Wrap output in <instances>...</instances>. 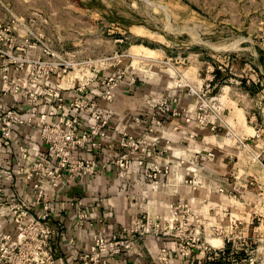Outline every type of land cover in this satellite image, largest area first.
<instances>
[{"label": "rangeland", "instance_id": "rangeland-1", "mask_svg": "<svg viewBox=\"0 0 264 264\" xmlns=\"http://www.w3.org/2000/svg\"><path fill=\"white\" fill-rule=\"evenodd\" d=\"M47 48L81 63L67 77L52 66L57 84L74 75L85 78L95 66L104 76L116 68L128 76L134 69L136 77L152 82L151 91L136 97L139 110L125 113L119 128L111 113L97 107L105 124L88 128L81 119L85 128L72 129L74 143L63 147L58 141L70 113H14L16 105H26L15 90L23 74L33 68L43 72L41 62L58 60ZM216 69L221 75L212 82ZM92 112L82 113L95 119ZM47 122L53 125L44 127ZM6 123L10 129L3 128ZM188 141H219L216 147L236 166L233 175L250 173L225 182L241 179L252 187L243 192L248 219L264 224V183L256 180V170L264 168L238 143L247 141L257 151L254 142L264 141V0H0V172L18 179L24 192L22 199L4 195L0 176V218L11 223L0 229V264H251L243 255L210 252L230 223L240 220L242 228L246 222L235 216L223 222L229 211L216 201L231 194L225 187L222 192L196 186L199 178L211 179L204 169L215 151L196 150L195 161ZM174 151L182 156L174 159ZM122 154L128 155L120 183L128 185L123 200L126 196L129 210H117L112 194L69 199L63 211L68 237L62 243L72 257L47 261L37 250L32 224L43 217L55 233V212L63 214L54 199L59 184L87 180L94 186L90 177L117 167ZM194 164L200 177L190 170ZM12 247L17 259L9 256Z\"/></svg>", "mask_w": 264, "mask_h": 264}, {"label": "built area", "instance_id": "built-area-1", "mask_svg": "<svg viewBox=\"0 0 264 264\" xmlns=\"http://www.w3.org/2000/svg\"><path fill=\"white\" fill-rule=\"evenodd\" d=\"M45 51L47 54L55 55L49 48H47ZM55 56L58 60L41 62V66L44 64L43 72H39L34 68L33 70H27L23 74L24 82L18 83L15 86V90H18L23 94V97L26 99V103L24 102L26 104L24 105V111H27L30 114L46 113L48 115H52L59 112H62V114L70 113L71 117H66L65 120V128L67 132H64L61 141H58L63 147H66L69 144L74 143V141H70L73 138V135L70 132L72 129L85 128L86 125L88 128L97 129L105 124V119H102L103 116H100V114H102L101 111L98 112L95 109L97 107H107L109 103L113 101L116 94H123L126 90H128L135 82L136 75L134 74V69H132L130 74L127 76L125 74L126 69L122 70L120 68H116L115 72L111 73L109 76H104L99 74L101 71L100 68L93 66V71L88 76H85V78L74 75L73 77H68V79L66 78L64 82L61 78V83L57 84L56 82L58 79H55L56 76L53 75L54 69L52 66L59 65L61 70H59L57 74L59 75L62 73L67 77L70 73V70H75L76 65H80L81 63H74L71 60L62 59L58 55ZM33 62L38 64L40 63V60L36 59L33 60ZM89 65L91 66V64ZM91 83L94 85V88H90ZM68 91H71L70 95L67 94ZM22 94L19 95L20 99H23ZM40 104H42V106ZM19 110H21V108L17 109V111H14V113L19 115ZM89 111H93L92 114L94 115L95 119H87L84 116L86 114L82 113ZM122 118L123 117H114L113 124H116V127L119 128V122L122 121ZM81 119L86 120V125L82 123ZM92 120H97L98 122L96 121L95 123H92ZM21 122V119H19L17 124H20ZM42 123H44V121H42ZM45 124L46 125L44 127L46 128L50 125H53V123L48 122ZM10 127L11 125L6 123V127L4 126L3 128L10 129ZM238 143L239 146L243 147V149L250 153L253 159H256V161L259 162L264 168V142H254L253 145L257 151H254L247 141H239ZM120 144L122 146H136L135 141H121ZM92 145L95 146V143ZM209 156L213 157V154L209 152ZM127 158V154H122L120 158L117 159V167L123 169L124 164L127 162ZM199 159L208 160V157L199 156ZM123 160L125 163H123ZM3 174L10 175V173L7 171H3ZM33 187H36L35 183L33 184ZM218 191L224 192V189L219 187ZM40 197L41 195L39 194L37 199ZM11 199H14L12 200L14 202L16 201L15 198ZM13 206L16 207L17 205L13 204ZM46 206L47 205H44V207ZM39 218L40 219L34 221V224H32L37 229L33 239L37 242V250L40 251L47 261L54 263V253L51 248L53 237L52 232L54 230L51 228L49 223H44L45 219L43 217ZM47 219L49 218L47 217ZM241 222L242 221L238 220L237 222L230 223V229H226L221 236V244L219 246L210 248V252L218 251L223 255L232 256L243 255L247 257V259L252 264L256 259L257 250L252 248L251 245L255 244L256 239L255 237H246L242 235L241 227H239ZM8 253L9 256H14V259L18 258V255L15 253V247H12L11 251ZM12 263L15 264V262Z\"/></svg>", "mask_w": 264, "mask_h": 264}, {"label": "crops", "instance_id": "crops-1", "mask_svg": "<svg viewBox=\"0 0 264 264\" xmlns=\"http://www.w3.org/2000/svg\"><path fill=\"white\" fill-rule=\"evenodd\" d=\"M151 85H152V82L150 83L146 77L140 78V76L138 75L136 77L135 82L128 90H126L123 94L115 95L113 101H111V103H109V105L107 106V109L105 107L104 112H109L114 117H118V118L124 117V119H126L127 116L125 113H134L135 111L137 112V110H139L138 108L134 109L135 99L136 97L139 98L138 96H141V97L147 96L148 93H150L151 91L150 90ZM67 94L70 95L71 91H68ZM16 99H17V102L19 103L20 100L17 97ZM16 108L17 109L21 108V110L19 111L24 112V105L18 104L16 105ZM32 128H37V126H33ZM26 142L30 145H34V142H31V141H26ZM104 142L105 144L107 142H111L110 144H112V141H104ZM218 142L219 141H188V149L191 152L189 153V157H193L195 161L197 160L195 159V155L193 154V152H195L196 150L205 149L208 147L209 148L208 150L213 149L215 151L213 158L209 159V161L205 163V169H204L207 171L211 179L202 181L199 178V182L201 185L199 184V186L198 185L196 186L199 188L213 187V189L214 188L216 189L218 187H225L226 191H229L228 193H231L228 195L223 193L222 197H220L221 199L220 200L218 199V201H216V204L219 205L220 209L225 210V213H228L227 211H229L228 217H226L223 220V222L227 223L231 221V217L233 216H235V218L241 217L245 220L246 223L242 225L241 233L246 237H255L256 239L255 249L257 250L256 257L258 258L257 260L258 262H256L255 264H264V244H263L264 243V230H263L264 224L260 222H255L252 224L250 223L251 221L250 219H248L250 207H249V204H247L249 202H246V200H243V198L246 197V195L243 192H245L246 194H249L247 190L248 189L251 190L252 187L251 186L246 187L247 184L242 182L241 179H238V180L228 179V181L225 182V180L229 178L230 175L235 176L233 174L236 172L235 171L236 166L234 162L231 163V157L228 155L227 151H224L216 147L219 144ZM261 142H264V141H261ZM160 143L164 144L166 143V141H160ZM114 145H115L114 147L115 150L119 151L120 148L118 144L114 143ZM33 150H34L33 148L32 150L30 149V152L31 151L33 152ZM122 151H123V148H122ZM3 155H5V153ZM170 156L173 157L174 159L175 158L177 159L179 156H182V153H179L178 151L177 152L174 151L172 155ZM20 160L24 161V159L22 158ZM26 160L27 159H25V161ZM32 160L33 159H31V161ZM12 161L14 162L15 160H12ZM194 165L195 166L191 167L190 170L195 174L196 177L197 176L200 177V175L202 174V170L197 164H194ZM240 171L243 172V170H240ZM256 171L258 172L256 175L257 182L264 183V169L263 170L261 169V171L260 170H256ZM103 174H102L103 176L101 175L100 178H98V175L94 176V178L90 177V179H92L93 181L92 183L94 184V186H92L90 184V181L88 182L87 180L85 182L84 181L83 182L63 181L62 183L59 184V187L57 190V196H54V199L57 205L56 209L61 208L63 214L60 215L59 213L55 212V217L52 220V225L56 228V231L53 234L52 244H51L52 245L51 248L54 253V256L58 260L64 261V259L68 260L69 258L72 257V256L68 257L67 255L68 251L66 249L68 247L67 245H63L62 243V240L68 237L67 234L65 233V226L66 224H69V223H67V219L66 217H64L65 213L63 211L65 210V205L69 199L79 197L81 199L88 201L90 200L89 199L90 196L93 194L95 195L97 193L103 194V195L112 194L113 199H114L113 200L114 202L112 201V203L115 205V208L117 210H120V211L127 210V209L129 210L130 207L128 206V204H126L127 197L126 196L124 197L125 203L123 200V194L126 195L127 193H129L128 191L129 188H128V185H124L120 183V180L123 179L121 169H119L118 167H112V168L107 169V171H105ZM241 174L242 173H238V175H236L234 178H238V176ZM243 174L244 176H247L250 173L246 172ZM0 176H2L1 183L3 187L4 195H9V196L16 195L22 199L21 194L24 192L21 193L18 188L19 187L18 179L13 180L14 176L12 177L13 179L5 178V177L3 178V175L1 172H0ZM26 190L28 192L25 194H29L32 191L30 187H27ZM211 196H212V200L213 198L215 199V197H213L214 195H211ZM210 204L211 206H213L215 202L212 201ZM98 208L100 210V208H103V207L99 205ZM119 221H122L121 217L120 219L116 218V222L118 223ZM0 227H2L0 229L8 230L11 227V223L7 219L0 218ZM78 238H79V241H82L80 235H78ZM84 243H86L85 239H84ZM75 248L76 247H74V249ZM82 249H83V244L79 242L77 250H79L80 252Z\"/></svg>", "mask_w": 264, "mask_h": 264}, {"label": "trees", "instance_id": "trees-1", "mask_svg": "<svg viewBox=\"0 0 264 264\" xmlns=\"http://www.w3.org/2000/svg\"><path fill=\"white\" fill-rule=\"evenodd\" d=\"M221 74H220V71L218 70V69H216L215 71H214V79L212 80V82H217V80H218V77L220 76Z\"/></svg>", "mask_w": 264, "mask_h": 264}]
</instances>
